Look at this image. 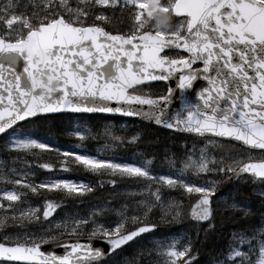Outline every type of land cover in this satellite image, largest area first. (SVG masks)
<instances>
[{
  "label": "snow or ice",
  "instance_id": "snow-or-ice-1",
  "mask_svg": "<svg viewBox=\"0 0 264 264\" xmlns=\"http://www.w3.org/2000/svg\"><path fill=\"white\" fill-rule=\"evenodd\" d=\"M87 114L196 143L125 160L142 131ZM0 152V264H113L145 237L118 264H199L218 219L234 228L209 264H264V0H0ZM182 223L196 235L161 234Z\"/></svg>",
  "mask_w": 264,
  "mask_h": 264
},
{
  "label": "trees",
  "instance_id": "trees-1",
  "mask_svg": "<svg viewBox=\"0 0 264 264\" xmlns=\"http://www.w3.org/2000/svg\"><path fill=\"white\" fill-rule=\"evenodd\" d=\"M83 119L92 127H98L102 125V121L105 119H112L114 123H120L122 121H126V125L130 128H135L141 130L142 140L139 147H128L126 149L121 150L118 153V156L131 161L133 155L137 151L145 152L146 155H153L155 154L157 157V161L163 158L165 149L179 154L183 151L181 146L182 143H190L194 140L191 136L178 134V133H169L166 130H162L150 125L143 123L138 119H125L121 117H103L99 115H86ZM70 121L68 118L63 120H58L56 122L57 128L65 127L68 125ZM39 133V135H47L41 129H33ZM51 141L56 144L58 147L72 149L73 145L77 146V151L81 150V147L78 143L73 144L69 139L63 135H58L57 133H53L50 137ZM97 147L96 142H88L84 145V149L88 151H94ZM0 157L6 159V155L3 152H0ZM157 166H159L157 164ZM61 178H69V179H77L81 177H85L87 174L82 170H72L65 173H58ZM240 194H244V189L240 190ZM108 199L107 190L104 191H97L95 196L89 200L81 203L80 205H72L69 204V208L72 210L74 209H81L83 210L86 206L94 205L97 201L106 200ZM215 229L213 231L204 233L202 230L200 232V238L197 240V244L199 245L200 256L198 257L199 264H209V260L211 259L212 255L215 253H219L227 244V237L228 234L233 230L234 223L232 221L226 219H218L216 222ZM170 229V230H169ZM161 234L167 235H184L187 236L188 234L196 235L195 226L192 223H182L179 225H171L163 229ZM148 237H145L144 240L138 241L136 244L129 245L126 249L122 251V253L131 258L138 250V243H141V246L148 245L147 242Z\"/></svg>",
  "mask_w": 264,
  "mask_h": 264
},
{
  "label": "rangeland",
  "instance_id": "rangeland-1",
  "mask_svg": "<svg viewBox=\"0 0 264 264\" xmlns=\"http://www.w3.org/2000/svg\"><path fill=\"white\" fill-rule=\"evenodd\" d=\"M106 120H111L113 123H114V120H112V119H105V120H103L102 121V124L106 121ZM117 124H124V125H126V121H122V122H120V123H117ZM73 144H75V143H77L76 141H71ZM194 143H196V141L194 140L193 142H190V143H187L189 146H191L192 144H194ZM183 144H186V143H182L181 144V146L183 145ZM77 149V147H76V145H73V150H76ZM0 158H2V157H0ZM221 192H224V191H227V188H222L221 190H220ZM91 206H93V205H88V206H86L83 210H81V209H79V211H87ZM69 209H71V208H69ZM74 210H76V209H74ZM176 235V234H175ZM178 236V235H177ZM155 237H148V239H147V242H148V245L146 244V246H149V241L151 240V239H154ZM141 243H138V248H140L141 247V245H140ZM123 257H126L122 252L120 253V254H118L116 257H113L112 258V262H113V264H118V262L121 260V258H123Z\"/></svg>",
  "mask_w": 264,
  "mask_h": 264
},
{
  "label": "water",
  "instance_id": "water-1",
  "mask_svg": "<svg viewBox=\"0 0 264 264\" xmlns=\"http://www.w3.org/2000/svg\"><path fill=\"white\" fill-rule=\"evenodd\" d=\"M100 115H105V116H107L108 114H100ZM108 116H112V115H108ZM121 117V116H120ZM125 118H131V117H125ZM143 122H145V121H143ZM145 123H147V124H150V123H148V122H145ZM150 125H152V124H150ZM153 126H155V125H153ZM156 127H158V126H156ZM160 128V127H159ZM163 129V128H162ZM94 243L97 245V246H101V247H104L105 246V242L104 241H101V240H96V241H94Z\"/></svg>",
  "mask_w": 264,
  "mask_h": 264
}]
</instances>
